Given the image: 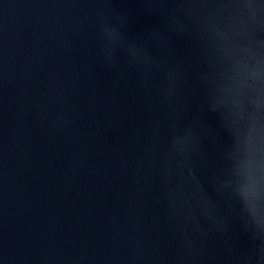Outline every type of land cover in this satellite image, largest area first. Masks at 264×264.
<instances>
[{"label": "water", "instance_id": "1", "mask_svg": "<svg viewBox=\"0 0 264 264\" xmlns=\"http://www.w3.org/2000/svg\"><path fill=\"white\" fill-rule=\"evenodd\" d=\"M0 264H264V0H0Z\"/></svg>", "mask_w": 264, "mask_h": 264}]
</instances>
